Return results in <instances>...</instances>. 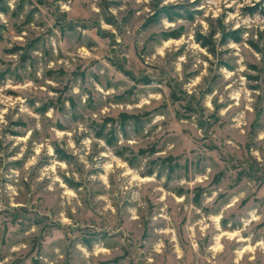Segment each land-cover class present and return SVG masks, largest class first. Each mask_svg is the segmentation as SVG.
I'll use <instances>...</instances> for the list:
<instances>
[{
    "label": "rangeland",
    "instance_id": "obj_1",
    "mask_svg": "<svg viewBox=\"0 0 264 264\" xmlns=\"http://www.w3.org/2000/svg\"><path fill=\"white\" fill-rule=\"evenodd\" d=\"M0 264H264V0H0Z\"/></svg>",
    "mask_w": 264,
    "mask_h": 264
},
{
    "label": "trees",
    "instance_id": "obj_2",
    "mask_svg": "<svg viewBox=\"0 0 264 264\" xmlns=\"http://www.w3.org/2000/svg\"><path fill=\"white\" fill-rule=\"evenodd\" d=\"M202 45H204V46H205L206 44L204 43V44H202Z\"/></svg>",
    "mask_w": 264,
    "mask_h": 264
}]
</instances>
